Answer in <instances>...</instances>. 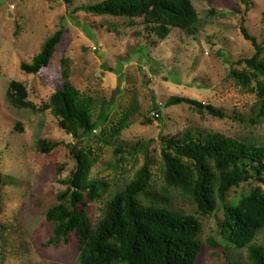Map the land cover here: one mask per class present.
I'll return each instance as SVG.
<instances>
[{
    "label": "rangeland",
    "instance_id": "rangeland-1",
    "mask_svg": "<svg viewBox=\"0 0 264 264\" xmlns=\"http://www.w3.org/2000/svg\"><path fill=\"white\" fill-rule=\"evenodd\" d=\"M103 1L0 0V264H79L76 239L58 249L46 246L54 234L46 212L57 204L58 195L67 189L62 181L76 168L69 144L94 152L97 162L91 178L106 184L102 198L88 206L96 223L106 203L150 161L152 192L169 193V207L200 219L204 251L197 264H249L247 250L233 248L222 234L223 205L219 203L211 216L200 217L190 197L167 186L162 138L190 130L264 144V121L250 123L256 115L257 83L252 79L245 88L233 76L248 70L240 60L257 53L241 31L242 22L263 49L259 61H264V0H249L248 5L242 0H191L204 27L195 37L173 30L151 47L157 38L143 26L129 27V19L76 11ZM62 27L65 34L50 66L36 76L24 73L22 65L31 64ZM139 47L149 48L142 57L135 53ZM62 60L68 61L69 82L95 99L94 119L103 111L110 115L96 134L80 142L62 129L49 107L64 85ZM13 81L27 86L34 111L10 103L7 93ZM172 97L197 100L227 117L201 114L189 105L167 107ZM129 110L136 111L131 127L106 145L102 140L109 139L112 124ZM147 120L153 123L145 124ZM41 141L59 146L43 154ZM139 145L143 147L136 148ZM120 146L123 153L117 156ZM258 185L233 189L228 203H237ZM256 243L264 246V231Z\"/></svg>",
    "mask_w": 264,
    "mask_h": 264
},
{
    "label": "trees",
    "instance_id": "trees-1",
    "mask_svg": "<svg viewBox=\"0 0 264 264\" xmlns=\"http://www.w3.org/2000/svg\"><path fill=\"white\" fill-rule=\"evenodd\" d=\"M242 1L249 4V0ZM76 11L94 17L129 19V27L143 26L157 38L148 47L165 41L173 30L195 37L205 23L191 0H105ZM241 31L257 53L252 59L240 60L239 64H246L248 70L233 73V76L245 88H250L252 79L256 81L258 103L253 111L256 115L250 123L258 125L264 121V61H259L263 49L256 38L250 36L244 22ZM64 34L65 27H62L43 44L31 64L22 65V71L36 76L48 68ZM148 47H139L135 53L142 57ZM143 58L148 60L150 57ZM62 64L64 85L51 97L49 107L62 129L80 142L96 134L110 115L103 111L99 119H94L95 99L82 94L69 82L68 61L62 60ZM7 97L18 109H36L29 100L27 86L20 82L10 83ZM179 105H189L201 114L209 112L220 119L227 117L221 110L189 98L172 97L166 103L167 107ZM156 108L159 112L158 106ZM135 112L129 110L112 124L109 139L102 141L110 145L113 139L119 138L131 127ZM144 123L153 122L147 120ZM162 142L163 174L167 186L190 197L200 217L211 216L219 203L223 205L225 217L221 227L228 244L237 250L246 249L249 264H264V246L256 243L259 232L264 231V144L216 132L197 134L190 130L179 136L162 138ZM58 146L59 143L40 142L41 152L47 155ZM68 148L74 156L76 168L68 180L62 181L67 189L58 195L57 204L46 212V222L54 227V234L46 246L58 249L69 246L76 239L79 264L199 263L204 251L200 240V219L169 207V193L152 192L154 175L150 161H146L133 179L106 203L105 214L96 223L89 216L88 206L102 198L106 184L91 178L97 162L93 151L78 150L73 144ZM122 153L120 146L116 155ZM252 182L259 185L237 203H228L233 189Z\"/></svg>",
    "mask_w": 264,
    "mask_h": 264
}]
</instances>
